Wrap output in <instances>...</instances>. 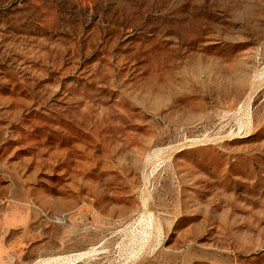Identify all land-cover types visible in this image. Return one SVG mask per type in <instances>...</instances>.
<instances>
[{"label": "rangeland", "instance_id": "obj_1", "mask_svg": "<svg viewBox=\"0 0 264 264\" xmlns=\"http://www.w3.org/2000/svg\"><path fill=\"white\" fill-rule=\"evenodd\" d=\"M56 263L264 264V0H0V264Z\"/></svg>", "mask_w": 264, "mask_h": 264}, {"label": "bare ground", "instance_id": "obj_2", "mask_svg": "<svg viewBox=\"0 0 264 264\" xmlns=\"http://www.w3.org/2000/svg\"><path fill=\"white\" fill-rule=\"evenodd\" d=\"M147 219H148V218H147ZM151 221H152V220H151ZM138 223H140V222H138ZM150 226H151V225H150ZM144 229H145V228H144ZM148 229H149V228H148ZM154 231H155V229H154ZM154 231H153V232H154ZM157 232H158V231H157ZM154 233H156V232H154ZM138 235H139V234H138ZM138 235H137V236H138ZM146 235H147V234H146ZM152 235H153V234H152ZM157 235H158V233L155 235V237H156ZM160 235H161V234H160ZM144 237H145V236H144ZM144 237H143V238H144ZM150 237H151V236H150ZM150 237H149V238H150ZM159 237H160V236H159ZM145 238H146V237H145ZM153 238H154V237H152V239H153ZM154 239H155V238H154ZM156 239H157V238H156ZM156 239H155V240H156ZM145 240H146V239H145ZM134 241H135V240H134ZM158 241H159V240H158ZM139 242H140V241H139ZM139 242H138V243H139ZM141 242H142V241H141ZM151 242H152V241H150V243H149L150 245H151ZM153 242H154V241H153ZM136 243H137V242H136ZM147 243H148V242H147ZM149 244H147V246H149ZM159 245H160V244H159ZM156 246H158V245L156 244ZM150 247H151V246H150ZM146 248H147V247H146ZM141 249H143V248H141ZM143 250H145V249H143ZM86 253H87V252H86ZM141 253H142V252H141ZM87 254H88V253H87ZM89 254H90V253H89ZM138 254H139V252H138ZM73 255H74V254H73ZM73 255H72V256H73ZM85 255H86V254H85ZM85 255H80V256H78L77 258L84 257ZM139 255H141V254H139ZM87 256H88V255H87ZM68 258H69V257H68ZM77 258H76V259H77ZM65 259H66V258H65ZM72 259H73V258H72ZM83 259H84V258H83ZM56 260H57V258H56ZM60 260H61V259H60ZM60 260H59V261H60ZM69 260H70L69 262H71V258H70ZM78 260H80V259H78ZM62 261H63V260H62ZM67 261H68V260H67ZM45 262H46V261H45ZM54 262H55V261H54ZM65 262H66V260H65ZM73 262H74V261H73ZM75 262H76V261H75ZM46 263H47V262H46ZM66 263H68V262H66ZM56 264H57V263H56ZM60 264H62V263H60ZM63 264H65V263H63ZM69 264H70V263H69ZM72 264H74V263H72Z\"/></svg>", "mask_w": 264, "mask_h": 264}]
</instances>
